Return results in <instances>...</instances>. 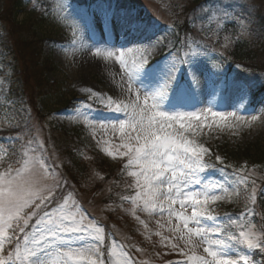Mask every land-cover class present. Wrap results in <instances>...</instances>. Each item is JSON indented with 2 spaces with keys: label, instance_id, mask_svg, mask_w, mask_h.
<instances>
[{
  "label": "rangeland",
  "instance_id": "obj_1",
  "mask_svg": "<svg viewBox=\"0 0 264 264\" xmlns=\"http://www.w3.org/2000/svg\"><path fill=\"white\" fill-rule=\"evenodd\" d=\"M104 1L86 9L75 0H22V11L16 15L22 27L16 26L17 32L21 30V35L27 40L35 35L59 37L64 43L61 42L60 47V43L45 40L42 45L44 55L51 59L55 67L45 72V78L58 83V89L40 98L38 110L34 112L27 106L28 96L25 93L29 89H24L26 87L21 84L22 63H16L15 55L12 54L14 59L10 58L0 48V124H13L18 112L29 115L23 130L28 136L26 144H23L22 150L15 152L14 165L6 164L7 149L0 147V173L23 167L24 160L38 162L51 173L48 176L49 184L52 183V175L61 181V189L56 191L55 200H60V204L67 200V210L78 213L77 219L83 215L84 223L93 229L92 234L85 233L83 239L71 238V259L53 252L48 264H88L87 256L78 255L75 249L89 247L96 249L97 255H93L92 259H98L99 264H164L185 253L207 257L203 249L208 245L203 242V237L189 234L180 216L181 213L191 216V204L181 207L177 202L170 209L169 202L160 198L154 202V207L149 204L146 209L147 189L143 177L130 175L139 168L127 166L128 157L122 155L126 149L121 144L119 121L125 119L124 113L107 120H92L89 116L95 110L102 111L103 115L114 113L115 105L111 109L106 107L109 97L124 103L135 99L127 91V78L116 56L125 52V59L130 65L133 59L139 62L144 49L151 47L153 55L135 74L134 86L143 96L156 94L166 85V93L158 98L160 110L169 114L196 111L206 117L200 121H183L184 129H180L177 123L174 129L195 146L208 149L202 154L203 164L210 160L220 163L216 159L219 156L222 165L239 171H251L258 166L255 163L258 162L257 158L252 155L258 154L259 163L264 165V94L255 97L259 88L264 86V71L257 68L264 67V0H215L218 5L225 3L230 7L216 11L211 7L209 13L215 12L198 21L187 35H181L175 27L177 19L168 8V4L176 0H132L124 7L116 5L113 14L110 10L115 0ZM4 3L5 0H0V11ZM5 16L3 24L0 23L1 35L4 34V27L7 31L11 27L6 22L8 16ZM14 36L11 37L14 39ZM121 41H126L123 48L114 49L115 42ZM14 45L12 40L9 46L12 51L17 49ZM98 48L101 52L112 51L114 63L85 67L77 62L81 53L95 55ZM161 55L164 57L162 60L159 58ZM234 55L237 56L235 63L230 64ZM182 59L188 61L179 65ZM171 61L178 65L174 71L169 66ZM173 89L175 92H172ZM77 101H82L81 105L74 110L69 109ZM91 103L102 108L93 109ZM190 103H193L191 107ZM170 104L174 106L170 107ZM207 109L211 111L206 112ZM211 112H222L226 119L213 117ZM113 124L117 125L115 129L112 128ZM76 129L91 152L64 151L71 141L67 133L71 134ZM123 135L135 136V132L126 126ZM36 145L35 153H30L28 147L34 148ZM246 149L248 152L243 153ZM97 153L110 164L97 160ZM121 162L129 176L127 184H130L133 192L127 193L130 199L127 198L124 206L114 210L113 204L103 202L115 186L111 180L113 173L108 175L106 172L107 169H115L113 166ZM83 165L84 174L77 183L73 182L72 176L77 179ZM251 174L256 179L261 178L264 166L259 172ZM197 177L200 183L187 188L181 185L182 192H209L222 197L203 205L204 215L209 214L207 209L210 207L233 203L237 193L235 188H226L211 177L203 178L201 171ZM253 187H246L249 197L254 196ZM93 189H97V192L89 195ZM162 190L166 191V186ZM183 198L176 197L177 201ZM140 205L143 211L138 209ZM32 210L25 209V213L31 214ZM199 226L215 228L216 224L201 221ZM12 227L6 230V237L14 235L15 222ZM189 227L196 228L197 225L190 222ZM97 228L102 231L95 232ZM241 232L254 233L261 244L264 222L258 230L251 223L235 231V236L229 242L233 244L231 258L236 261L246 257L235 245L249 248L241 238ZM106 235L109 236V245L105 255L103 243ZM208 238L221 239L214 233H209ZM237 240L240 242L237 243ZM10 242L5 239L0 260L6 261L8 255L12 254L13 249L5 255L4 248ZM21 248V259L15 258L8 264H30L31 258L24 260L27 253L24 247ZM259 249L264 252V246ZM59 251L67 252L68 248Z\"/></svg>",
  "mask_w": 264,
  "mask_h": 264
},
{
  "label": "snow or ice",
  "instance_id": "obj_2",
  "mask_svg": "<svg viewBox=\"0 0 264 264\" xmlns=\"http://www.w3.org/2000/svg\"><path fill=\"white\" fill-rule=\"evenodd\" d=\"M95 55L109 58L114 53L112 51L101 52L98 48ZM152 55V48H145L139 62L133 59L130 65L125 59V52H120L116 56V60L127 78V91L133 94L135 99L124 103L123 101H113L109 97V103L106 105L109 109L115 105L116 111L124 113L125 119L119 121V129L122 133L121 144L123 149H126L122 155L128 157L127 166L135 165L139 168V171H132L130 175L143 177L144 187L147 189L146 209L149 204L154 207V202L160 198L169 202L170 209L171 205L177 202L181 207H184L185 204L192 205L191 216L180 214L184 228L189 234L202 236L203 242L208 246L203 249L207 257L193 255L189 257V260L197 261L198 264H238V261L231 258L233 244L229 240L208 238L209 233L220 234L218 225L215 228L199 226L202 219L210 221L217 219L211 215L205 216L203 205H206L209 200L215 201L222 197L215 193L182 192L181 190V185L187 188L192 184L200 183L197 173L205 167L202 162V154L206 153L208 149L195 146L182 133L174 130L175 125L178 123L179 128L184 129L183 121H200L206 117L196 111L169 114L160 110L158 98L166 93V85L156 94H143V96L134 86L135 74L148 63ZM187 61L188 59H182L179 65L187 63ZM169 66H172V71L178 67L175 61L169 62ZM211 115L226 119L222 112H211ZM116 126L113 124L112 128L115 129ZM126 126L135 132V136L123 135ZM133 140L135 143H132ZM216 159L223 163L219 156ZM50 174L38 162L30 163L28 160H24L23 167L10 168L7 172L0 173V250L3 249L6 238L12 239V237H6L5 232L12 228V224L15 222L16 228L13 231L15 233L18 230L20 233H24L23 247L27 255L23 259L31 258L30 264H48L53 252L71 259L73 255L71 238L75 236L77 239H83L85 233L91 235L93 232V229L84 223L83 215L77 219L78 213L67 210V200L49 210L48 206L53 204L56 199V191L61 189V181L55 175H52V183H48ZM137 183H140L139 179ZM165 186L166 191L162 190ZM174 189L175 194L173 193ZM180 196L184 198L177 201L176 197ZM28 208L33 209L31 214L25 213V209ZM169 214H172L171 211ZM33 217H35V224L32 225V231L26 232L29 220ZM21 221H23L22 224ZM190 222H194L197 227L190 228ZM101 231L102 229H95L97 233ZM240 236L246 241L249 248L261 246L252 232H241ZM16 246L18 253L16 259L19 260L21 259L19 240L16 241ZM65 247L68 248L67 252L59 251ZM75 252L80 256L86 255L88 264H99L98 259H92L93 255H97L94 247L77 248ZM0 264H5V261L0 260Z\"/></svg>",
  "mask_w": 264,
  "mask_h": 264
},
{
  "label": "trees",
  "instance_id": "obj_3",
  "mask_svg": "<svg viewBox=\"0 0 264 264\" xmlns=\"http://www.w3.org/2000/svg\"><path fill=\"white\" fill-rule=\"evenodd\" d=\"M7 1L6 4H4L5 6V10H4V14L7 13L8 15V21L11 20V24H13V27L15 28V26L17 24H15V14L17 13L18 10H20V7H21V2L20 0H5ZM9 15L12 16V18H9ZM20 42L23 43L25 46L26 49L28 48L29 49V54H31L30 59L31 61L28 62V66H27V70L28 68H30V71L29 73L33 76L32 78H34L35 80V86H39L40 87V93H45L47 90L49 91L50 90V86L48 85V83L42 79V78H38V76L36 75V73H33L34 70H37V69H40L39 68V63H38V54L39 52L35 49L34 46L30 45V43L28 42H25L23 41V39L21 40L19 38ZM20 43V44H21ZM22 45V44H21ZM31 62H32V65H31ZM47 66L48 64L47 63H43V66ZM46 69V68H44ZM42 70V69H41ZM25 82L27 83V79L25 80ZM39 94V93H38ZM14 131H16V129L14 128H4V129H0V142L1 143H4L6 142V137L9 136V138H12V146L15 148L16 150V147L18 146L20 140L18 139V141L16 139H13V138H16V133H14ZM83 169V168H82ZM74 178V177H73ZM76 181V180H75Z\"/></svg>",
  "mask_w": 264,
  "mask_h": 264
},
{
  "label": "bare ground",
  "instance_id": "obj_4",
  "mask_svg": "<svg viewBox=\"0 0 264 264\" xmlns=\"http://www.w3.org/2000/svg\"><path fill=\"white\" fill-rule=\"evenodd\" d=\"M115 49L119 50V48H116V47H115ZM119 52L120 51H116V53H119ZM113 60L115 61L114 55L112 57L105 58L103 55L97 56V55L81 53L80 56H79V59L77 60V62H79L80 65H84L86 67V66H89V65H93V66L103 65V64H105L107 62H110V63L113 64L114 63Z\"/></svg>",
  "mask_w": 264,
  "mask_h": 264
}]
</instances>
